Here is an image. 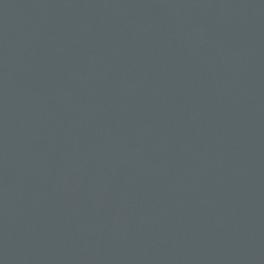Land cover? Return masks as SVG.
Segmentation results:
<instances>
[{
	"label": "water",
	"instance_id": "95a60500",
	"mask_svg": "<svg viewBox=\"0 0 264 264\" xmlns=\"http://www.w3.org/2000/svg\"><path fill=\"white\" fill-rule=\"evenodd\" d=\"M0 264H264V0H0Z\"/></svg>",
	"mask_w": 264,
	"mask_h": 264
}]
</instances>
